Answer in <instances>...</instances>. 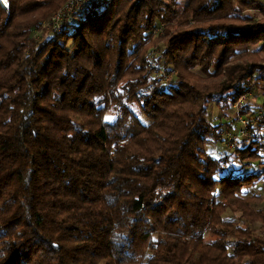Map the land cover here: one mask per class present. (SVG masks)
<instances>
[{
  "label": "trees",
  "instance_id": "1",
  "mask_svg": "<svg viewBox=\"0 0 264 264\" xmlns=\"http://www.w3.org/2000/svg\"><path fill=\"white\" fill-rule=\"evenodd\" d=\"M65 1L0 2V264H264V6L96 0L41 30ZM229 109L257 116L231 149Z\"/></svg>",
  "mask_w": 264,
  "mask_h": 264
},
{
  "label": "rangeland",
  "instance_id": "2",
  "mask_svg": "<svg viewBox=\"0 0 264 264\" xmlns=\"http://www.w3.org/2000/svg\"><path fill=\"white\" fill-rule=\"evenodd\" d=\"M69 0H66L62 5H61V7L54 13V14H52V15H50L47 19H45L44 21H42V24L45 26V27H41V30H44V29H51V30H54V23H53V21H52V19L56 16V15H58L62 10H63V8L65 7V5L67 4V2H68ZM77 14V13H76ZM76 14H74L71 18H73ZM70 20L71 19H69V21H68V23L70 22ZM165 26V24H161L160 26H158V27H156L155 28V30H154V33H155V37L154 38H156V37H158V36H161V33H162V28ZM48 27V28H47ZM55 31V30H54ZM56 32H59V30H57ZM41 32L39 31V32H37L36 33V35H35V37H36V39L37 40H39V34H40ZM159 56H160V48L158 47V45H156L155 47H153V48H150L149 50H148V54H147V59H148V62H149V64H150V66H152V65H154L155 64V62H156V60L159 58ZM171 76L172 75H169L167 78H168V80H170L171 79ZM251 97L252 96H250V97H244L243 99H242V102H246L247 101V99H249V100H251L250 102H253V103H257V104H262L261 103V101H263L262 99L263 98H259L258 100H255V98H253V99H251ZM212 104V106L210 107V109L208 110V117H209V119H211L212 118V120H214V122L216 123V124H219V122H224V120L221 118V117H219V111H218V107H217V105L215 104V103H211ZM260 106V105H259ZM232 110H235V109H232ZM253 111H258V110H256V109H252ZM228 114H229V116H228V114L226 115L227 117V121H230L232 118H234L233 117V112H231V109H229L228 110ZM257 114L259 115V111L257 112ZM246 117H235L237 120H238V123L235 125V127H236V132H238L242 127L244 128V126H245V128H246V131H247V133H248V126H246V125H244V123H241L240 121H239V119H242L243 121L245 120V121H249L248 122V124L247 125H253V126H255V124H256V122L257 121H255L256 119H254L255 117H257L256 116V114H254V113H249V114H247V115H245ZM234 118V120H236ZM237 122V121H236ZM243 124V125H242ZM232 132H235L234 130H231L230 131V137L232 138V136H234L233 134H232ZM228 133V131H220V133H219V136H220V138L221 139H223V138H225L226 139V134ZM236 138V137H235ZM238 138V137H237ZM240 138H242V137H240ZM225 139H223L224 141H225ZM224 143V142H223ZM222 143V148L224 147V148H226V146L224 145ZM208 146V145H207ZM216 146V145H215ZM219 148H220V145H217ZM228 148V147H227ZM206 149H207V147H206ZM215 149H216V147H215ZM229 149H231V148H229ZM209 150V149H208ZM226 150H228V149H226ZM210 151V150H209ZM212 151V150H211ZM225 152V150L223 149V151H221V153L222 154H226V153H224ZM211 153V152H210ZM229 216H231V215H229Z\"/></svg>",
  "mask_w": 264,
  "mask_h": 264
},
{
  "label": "built area",
  "instance_id": "3",
  "mask_svg": "<svg viewBox=\"0 0 264 264\" xmlns=\"http://www.w3.org/2000/svg\"><path fill=\"white\" fill-rule=\"evenodd\" d=\"M96 0H69L67 2V4L65 5V7L63 8V10L56 15L52 21L54 23V30H62L64 28V26L68 23L69 19H71V17L76 14L81 8H83L84 6H86L87 4H90L92 2H94ZM250 1H256V0H250ZM239 121L241 123H244V125L247 126L249 121H243L242 119H239ZM243 125V124H242ZM235 137L237 138H247L248 137V133L246 131V128L244 126V128L242 127L238 132H236V134L234 136H232V138L230 137V134L227 133L226 134V139L224 141V144L229 147L232 148L233 147V141L235 139Z\"/></svg>",
  "mask_w": 264,
  "mask_h": 264
},
{
  "label": "crops",
  "instance_id": "4",
  "mask_svg": "<svg viewBox=\"0 0 264 264\" xmlns=\"http://www.w3.org/2000/svg\"><path fill=\"white\" fill-rule=\"evenodd\" d=\"M258 3H260L261 5H263L264 6V0H256ZM263 101H261V102H264V99H262ZM264 185V184H263ZM258 186H259V184H258ZM264 187V186H263ZM263 191H264V188H263Z\"/></svg>",
  "mask_w": 264,
  "mask_h": 264
},
{
  "label": "bare ground",
  "instance_id": "5",
  "mask_svg": "<svg viewBox=\"0 0 264 264\" xmlns=\"http://www.w3.org/2000/svg\"><path fill=\"white\" fill-rule=\"evenodd\" d=\"M0 2L4 7H7V0H0Z\"/></svg>",
  "mask_w": 264,
  "mask_h": 264
},
{
  "label": "snow or ice",
  "instance_id": "6",
  "mask_svg": "<svg viewBox=\"0 0 264 264\" xmlns=\"http://www.w3.org/2000/svg\"><path fill=\"white\" fill-rule=\"evenodd\" d=\"M110 119V118H109Z\"/></svg>",
  "mask_w": 264,
  "mask_h": 264
}]
</instances>
